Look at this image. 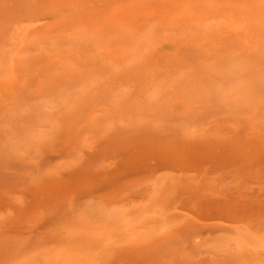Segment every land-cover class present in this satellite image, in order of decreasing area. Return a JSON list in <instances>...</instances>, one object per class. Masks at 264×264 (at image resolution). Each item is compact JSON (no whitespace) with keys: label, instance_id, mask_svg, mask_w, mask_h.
Masks as SVG:
<instances>
[{"label":"rangeland","instance_id":"obj_1","mask_svg":"<svg viewBox=\"0 0 264 264\" xmlns=\"http://www.w3.org/2000/svg\"><path fill=\"white\" fill-rule=\"evenodd\" d=\"M0 264H264V0H0Z\"/></svg>","mask_w":264,"mask_h":264}]
</instances>
